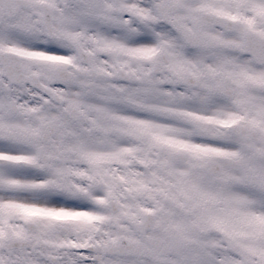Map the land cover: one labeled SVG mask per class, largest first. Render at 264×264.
Returning <instances> with one entry per match:
<instances>
[{
    "label": "snow or ice",
    "instance_id": "6c2138e0",
    "mask_svg": "<svg viewBox=\"0 0 264 264\" xmlns=\"http://www.w3.org/2000/svg\"><path fill=\"white\" fill-rule=\"evenodd\" d=\"M0 264H264V0H0Z\"/></svg>",
    "mask_w": 264,
    "mask_h": 264
}]
</instances>
